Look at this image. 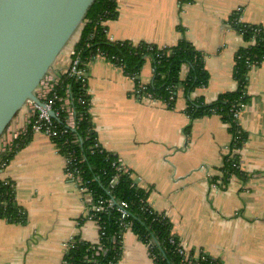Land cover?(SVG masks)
Returning <instances> with one entry per match:
<instances>
[{"label": "crops", "instance_id": "obj_1", "mask_svg": "<svg viewBox=\"0 0 264 264\" xmlns=\"http://www.w3.org/2000/svg\"><path fill=\"white\" fill-rule=\"evenodd\" d=\"M235 12L241 21L264 27V0H118L107 35L159 48L189 41L204 54L210 74L208 85L192 98L209 104L238 88L235 57L248 43L230 25ZM69 61L54 69L65 70ZM186 73L184 67L182 77ZM139 77L142 84L152 82L151 61ZM248 78L249 101L240 117L247 138L234 148L230 126L220 115L190 117L183 89L169 108L162 99L134 97L135 79L107 58L97 56L87 65L99 143L132 171L148 192V204L171 221L181 246L196 255L206 252L219 264H264V61ZM28 109L24 106L8 127L10 138L23 128ZM229 160L237 170L224 180ZM2 179L15 184L27 220L0 217V264H66L74 238L99 242V225L88 218L93 198L68 179L66 157L48 136L32 134L0 170ZM116 264L154 261L148 245L128 230Z\"/></svg>", "mask_w": 264, "mask_h": 264}, {"label": "trees", "instance_id": "obj_2", "mask_svg": "<svg viewBox=\"0 0 264 264\" xmlns=\"http://www.w3.org/2000/svg\"><path fill=\"white\" fill-rule=\"evenodd\" d=\"M182 1L193 2L194 0ZM117 15L118 0H96L91 6L75 42L76 52L81 55L82 66L87 70L88 63L97 57L98 53H104L111 62L121 66L129 76L135 79L141 94L150 93L152 98L164 100L169 108L174 107L178 91L183 89L188 100L187 111L190 117L194 119L207 114L220 115L222 120L230 126L234 137L232 147L240 148L247 136L235 120L234 110L239 107V104H247L249 101L247 93L249 71L264 61V27L245 23L240 20L238 12L234 13L230 19V25L248 43L238 50L235 57L233 77L237 81L238 88L206 104L200 98H192V93L197 88L208 85L210 80L204 54L186 39L165 48L146 42L134 44L128 41H112L107 35L106 22L116 18ZM148 58L153 66L154 77L143 90L139 75ZM184 67L187 68V73L185 77H182ZM67 88H70L72 93V107L77 115V127L60 134L55 141L61 147L63 154L73 153L75 160L71 167L78 170V175H81L84 182L83 185L93 193L94 203L108 199H113L116 203L126 201L129 203L130 216L127 219H120L117 204L113 209L97 212L95 218L104 226L105 231V234L100 237V243L107 248V252L95 255L97 244L76 237L64 257L65 263L116 264L122 255V239L127 230L125 223L131 222V231L148 245L154 264H185L184 257L179 252L181 248L179 239L172 233L171 221L148 204V192L139 185L132 171L122 165L117 155L107 151L99 143L90 115V96H85L81 81L74 77H64L57 91L63 95ZM79 98L86 103L80 104ZM79 115H82L81 119ZM66 116L65 112L61 113V121L58 122L59 130L64 127ZM31 136L30 133L22 135L21 139H16V149L4 158L9 162L15 152L31 139ZM75 137L79 139L77 143L73 142ZM232 164L233 161H226L223 167L226 171L224 180L232 171L237 170ZM118 167L122 169L119 170ZM114 176H118V182L111 186ZM0 192V217L10 222H26L27 213L16 201L15 184L12 181L8 185L2 184ZM113 237L116 238L115 242ZM190 253L196 255L195 252ZM202 253H198L199 256ZM93 255L97 263L90 261ZM199 261L200 264L211 262L219 264L208 254L205 260L199 258ZM194 264H196L195 260Z\"/></svg>", "mask_w": 264, "mask_h": 264}, {"label": "water", "instance_id": "obj_3", "mask_svg": "<svg viewBox=\"0 0 264 264\" xmlns=\"http://www.w3.org/2000/svg\"><path fill=\"white\" fill-rule=\"evenodd\" d=\"M95 1L0 0V138L27 102L47 109L37 88Z\"/></svg>", "mask_w": 264, "mask_h": 264}, {"label": "built area", "instance_id": "obj_4", "mask_svg": "<svg viewBox=\"0 0 264 264\" xmlns=\"http://www.w3.org/2000/svg\"><path fill=\"white\" fill-rule=\"evenodd\" d=\"M76 35L78 36V33ZM75 42L68 51L70 57L68 67L65 70L52 69L53 72L50 71L47 74V76L41 81L39 87L37 88L36 94L39 97V99L46 104L47 109L46 110L41 109L33 101L27 102L28 106L27 105L26 106L29 108L28 109L29 111L21 131L14 133L13 137L10 138L6 134L7 131L6 130L4 135L0 138V170H3L8 166L10 161L8 162V159H5L4 156L10 155L11 153L14 152V150L17 147V145L15 144V140L21 139L22 135H27L30 133L31 134L42 133L48 136L49 138H51L54 144L56 145V148L61 152V147H59V145L55 141V138L59 137L60 134L62 135L64 133H67L69 129H75L77 127L76 125L77 115L72 107L73 97L70 88H67L63 95H60L57 91L59 86L62 84L64 77H74L77 80L81 81L83 90H85L84 91L85 96L89 95L87 90V70L84 66H82L81 55L79 54V52H76ZM97 56L100 57L102 56L107 58V56L104 53H98ZM112 59H114V57ZM108 60L111 61L110 59ZM147 85L148 84H143L142 89L145 90L147 88ZM133 95L139 100L152 98V95L150 93L141 94L138 88L134 90ZM78 102L80 104L86 103V101L83 100L82 98H79ZM57 103L59 104L57 108H55V105ZM245 108H246V104H239V107H237V109L234 110V118L239 125H240V117L243 114ZM48 110H53L54 116L50 115ZM62 112H65L67 116L64 119V127L59 130L58 122L61 121L60 117ZM81 117L82 115H79L80 119ZM78 141L79 139L77 137H75L73 140L74 143H77ZM63 155L66 157V175L68 179L73 181L81 191L89 193L93 198V193L86 186L83 185L84 182L82 180L81 175H78V170L71 167L75 160L73 153L68 152L67 154H63ZM118 169L121 170L122 168L118 167ZM117 182H118V176H114L113 179L111 180V186H114ZM2 184L8 185L10 184V181L6 179L0 180V189ZM214 187L218 188L217 184H214ZM115 204L118 205L117 211H119L120 213V219H127L130 216V213H129V203L126 201H119L118 203H116L113 199H108L105 201L99 200L97 204H95L93 201V204L90 207V210L88 212V218L93 219L98 223L100 228V237L105 234L104 226L101 225L99 220L95 218V215L97 212L107 211L109 208L113 209ZM125 225L127 229L126 231L131 230L130 229L131 222H127L125 223ZM115 239L116 238L113 237V242H115ZM73 241L74 239L71 241V243ZM71 243H69L68 249ZM96 244L98 245V248H97V252H95V255H99L101 252L102 253L107 252V248L101 245L100 240ZM122 245H123V239H122ZM179 252L183 255L184 257L183 261L185 262V264H194V260L196 264H200L199 258L203 260L207 258L206 252H203L200 256L199 254L193 255L192 253H190V251H187L182 246L179 249ZM95 255H93L90 259V261L93 263H97L96 258H94ZM210 264H212V262Z\"/></svg>", "mask_w": 264, "mask_h": 264}, {"label": "rangeland", "instance_id": "obj_5", "mask_svg": "<svg viewBox=\"0 0 264 264\" xmlns=\"http://www.w3.org/2000/svg\"><path fill=\"white\" fill-rule=\"evenodd\" d=\"M76 37L77 35H75L71 41L68 43V45L66 46V48L63 50V52L59 55L57 61L55 62L54 64V68H57V67H63L68 61H69V54H68V51L70 50L71 46H73V43L75 42L76 40ZM147 61H150V59L148 58ZM146 61V62H147ZM113 63V62H112ZM53 70H51L52 72ZM180 91V90H179ZM181 92V91H180ZM27 105V103L25 104V106ZM28 106V105H27Z\"/></svg>", "mask_w": 264, "mask_h": 264}]
</instances>
